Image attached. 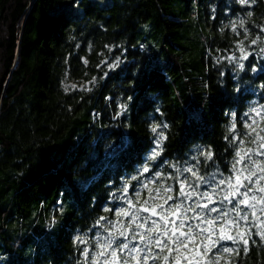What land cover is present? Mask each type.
Segmentation results:
<instances>
[{"label":"trees","instance_id":"16d2710c","mask_svg":"<svg viewBox=\"0 0 264 264\" xmlns=\"http://www.w3.org/2000/svg\"><path fill=\"white\" fill-rule=\"evenodd\" d=\"M262 106L264 0H0V264H84L149 181L231 174Z\"/></svg>","mask_w":264,"mask_h":264},{"label":"snow or ice","instance_id":"6c2138e0","mask_svg":"<svg viewBox=\"0 0 264 264\" xmlns=\"http://www.w3.org/2000/svg\"><path fill=\"white\" fill-rule=\"evenodd\" d=\"M258 41L259 37L251 43ZM241 51L246 52L243 45ZM239 68L243 70L244 64ZM251 112L255 115L246 125L247 132L236 137L231 174L219 173L217 179L214 173L206 179L194 167H187L183 171L189 175L183 179L179 175L158 177L160 181L177 180L176 188L149 181L144 185L146 198L136 192L135 197L125 199L126 207L115 212V220L101 223L106 235L97 237L94 251L83 250L84 264H219L224 254H240L236 248L222 247L221 255L210 257L209 252L221 241L242 245L244 252L256 243L254 236L264 241V106ZM233 121L231 131L235 132V117ZM164 139L161 134L160 140ZM162 151L158 141L152 159ZM202 155L213 159L210 150ZM149 171L145 166L143 172ZM201 185H206V190L202 191Z\"/></svg>","mask_w":264,"mask_h":264}]
</instances>
